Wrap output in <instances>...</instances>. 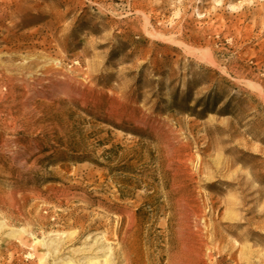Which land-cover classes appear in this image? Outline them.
Masks as SVG:
<instances>
[{"label": "rangeland", "instance_id": "1", "mask_svg": "<svg viewBox=\"0 0 264 264\" xmlns=\"http://www.w3.org/2000/svg\"><path fill=\"white\" fill-rule=\"evenodd\" d=\"M0 221V264H264V0H0Z\"/></svg>", "mask_w": 264, "mask_h": 264}, {"label": "bare ground", "instance_id": "2", "mask_svg": "<svg viewBox=\"0 0 264 264\" xmlns=\"http://www.w3.org/2000/svg\"><path fill=\"white\" fill-rule=\"evenodd\" d=\"M4 226V224L2 223V221H0V229ZM24 232L23 228H10L7 230V232L4 235V238L8 239L11 237H15V238H21L22 234ZM25 244V247L31 248L34 247L35 245H40L43 244V242H41V239L36 238L35 236L31 235V241L30 243ZM44 257L41 258L40 263L44 264L43 261ZM68 264H72L70 261L67 262ZM87 264H103L101 262H99V259L97 258H91L89 262H87Z\"/></svg>", "mask_w": 264, "mask_h": 264}]
</instances>
